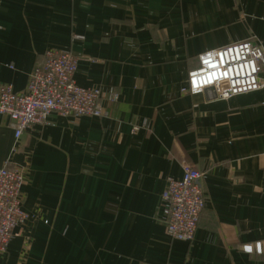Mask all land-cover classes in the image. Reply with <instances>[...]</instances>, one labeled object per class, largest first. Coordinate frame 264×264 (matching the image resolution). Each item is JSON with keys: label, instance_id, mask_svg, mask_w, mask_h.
Masks as SVG:
<instances>
[{"label": "crops", "instance_id": "obj_1", "mask_svg": "<svg viewBox=\"0 0 264 264\" xmlns=\"http://www.w3.org/2000/svg\"><path fill=\"white\" fill-rule=\"evenodd\" d=\"M244 41L264 49V0H0V86L23 93L47 51H70L77 85L119 96L18 141L0 116V168L24 169L28 215L0 264H264V88L182 93L201 53ZM188 165L206 193L192 243L162 212Z\"/></svg>", "mask_w": 264, "mask_h": 264}, {"label": "built area", "instance_id": "obj_2", "mask_svg": "<svg viewBox=\"0 0 264 264\" xmlns=\"http://www.w3.org/2000/svg\"><path fill=\"white\" fill-rule=\"evenodd\" d=\"M198 62V68L188 74L182 89L184 94L204 95L213 89L215 99L223 101L264 88L261 79L264 49L257 43L244 41L208 50L198 56ZM77 69L78 58L72 52L50 50L31 75L23 93L14 92L11 85L0 86V116L9 118L16 141L33 126L48 125L50 116L55 113L72 118L106 116L103 99L117 102L118 94L112 92L104 97L100 88L77 85ZM148 128L149 124H144L133 131ZM204 175L188 165L181 179L168 180L162 195V212L166 217L167 234L173 241L192 243L196 239L206 208ZM24 180L23 168L9 164L0 168V259L15 238V230L28 219L21 198ZM251 249L246 252L252 253V246Z\"/></svg>", "mask_w": 264, "mask_h": 264}, {"label": "water", "instance_id": "obj_3", "mask_svg": "<svg viewBox=\"0 0 264 264\" xmlns=\"http://www.w3.org/2000/svg\"><path fill=\"white\" fill-rule=\"evenodd\" d=\"M205 94H209L208 96H209L210 99H215V98H216L213 89H209V90H207V91L205 92Z\"/></svg>", "mask_w": 264, "mask_h": 264}, {"label": "clouds", "instance_id": "obj_4", "mask_svg": "<svg viewBox=\"0 0 264 264\" xmlns=\"http://www.w3.org/2000/svg\"><path fill=\"white\" fill-rule=\"evenodd\" d=\"M245 250L250 252V251L252 250V249H251V246H250V245H249V246H246V247H245ZM257 250H258V251L260 250V245H259V243H257Z\"/></svg>", "mask_w": 264, "mask_h": 264}, {"label": "snow or ice", "instance_id": "obj_5", "mask_svg": "<svg viewBox=\"0 0 264 264\" xmlns=\"http://www.w3.org/2000/svg\"><path fill=\"white\" fill-rule=\"evenodd\" d=\"M205 63H208V61H205Z\"/></svg>", "mask_w": 264, "mask_h": 264}]
</instances>
